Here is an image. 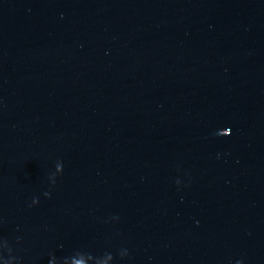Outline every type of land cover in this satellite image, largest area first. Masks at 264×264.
Returning <instances> with one entry per match:
<instances>
[{
    "label": "water",
    "instance_id": "1",
    "mask_svg": "<svg viewBox=\"0 0 264 264\" xmlns=\"http://www.w3.org/2000/svg\"><path fill=\"white\" fill-rule=\"evenodd\" d=\"M0 264H264V0H0Z\"/></svg>",
    "mask_w": 264,
    "mask_h": 264
}]
</instances>
